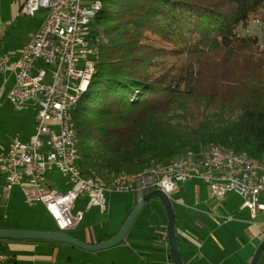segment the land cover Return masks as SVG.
I'll use <instances>...</instances> for the list:
<instances>
[{
  "label": "trees",
  "instance_id": "1",
  "mask_svg": "<svg viewBox=\"0 0 264 264\" xmlns=\"http://www.w3.org/2000/svg\"><path fill=\"white\" fill-rule=\"evenodd\" d=\"M101 3L89 34L98 59L73 109L83 176L140 173L210 144L264 162V50L241 33L252 16L264 17V0ZM230 62L232 83L262 90L230 99L199 90L203 75Z\"/></svg>",
  "mask_w": 264,
  "mask_h": 264
},
{
  "label": "built area",
  "instance_id": "2",
  "mask_svg": "<svg viewBox=\"0 0 264 264\" xmlns=\"http://www.w3.org/2000/svg\"><path fill=\"white\" fill-rule=\"evenodd\" d=\"M96 0H24L20 12L28 17L43 13V19L13 63L14 82L7 99L16 110L35 109L34 131L27 140L14 137L0 151V172L5 176L6 189L19 186L23 201L40 203L57 231L77 228L84 211L74 210L80 196H85L86 209L105 207V192L124 193L160 189L170 196L179 183L203 182L211 198L223 202L234 194L252 218L264 214V174L249 160V166L228 167L217 162L216 170L190 169L174 166L173 172L144 175V182L126 184L124 175L117 185L98 187L84 182L72 167L74 152L66 140L65 107L76 87L84 80L90 61L87 48V17ZM260 43V42H259ZM12 56L0 54V72L8 69ZM248 159V158H247ZM158 168V166H156ZM56 170L67 179L69 188L57 190L47 180ZM230 220L231 216H225ZM8 256L0 250V264Z\"/></svg>",
  "mask_w": 264,
  "mask_h": 264
},
{
  "label": "crops",
  "instance_id": "3",
  "mask_svg": "<svg viewBox=\"0 0 264 264\" xmlns=\"http://www.w3.org/2000/svg\"><path fill=\"white\" fill-rule=\"evenodd\" d=\"M23 1L0 0V54L7 53L12 56L8 69L0 72V97L6 94V99L14 82L13 63L19 50L28 42L43 19L42 12H38L34 17L22 14L20 7ZM10 24L13 25L11 29ZM7 27L9 38L4 40ZM18 112L21 113L16 115L15 123L13 117L8 126L14 123L23 127L30 114L31 126L19 130L18 133L15 130L17 128L2 127L0 123V151L8 147L16 134L21 140H27L33 134L34 111L28 109ZM6 115H2L0 110L1 118L5 119ZM51 173L53 171L49 174ZM49 174L48 182L59 190L54 181L49 180ZM15 187L17 190H14ZM67 188L69 184L60 191ZM233 195L221 203L210 197L206 183L195 181L180 183L177 189L171 192L176 242L184 264H249L256 248L264 239V214L258 213L252 218L251 213L241 206V202L231 206L229 202ZM104 196L103 210L98 207L87 210L85 196L76 199L73 208L77 201L81 200L75 210L84 211V217L77 228L65 233L88 244L110 239L136 205L139 192L119 193L108 190ZM15 197L23 200L19 186L7 190L6 179L2 174L0 205L8 210L12 205L10 201ZM8 214L0 215V227L56 230L54 223V227H48L38 220H26L13 212L11 216L15 218L8 220ZM225 216H231V219L226 220ZM3 244L6 246L4 253L8 256L3 264H174L167 240V214L163 204L156 197L145 204L125 238L116 246L88 251L70 244L47 240H7ZM256 264H264V249Z\"/></svg>",
  "mask_w": 264,
  "mask_h": 264
},
{
  "label": "bare ground",
  "instance_id": "4",
  "mask_svg": "<svg viewBox=\"0 0 264 264\" xmlns=\"http://www.w3.org/2000/svg\"><path fill=\"white\" fill-rule=\"evenodd\" d=\"M101 0H96V4H92V9L87 17V48L90 50V61L88 63L87 74L84 76V80L76 87L75 93L72 94L70 103L65 107V128H66V140L69 142L70 150L74 152V158L72 160V167L77 173V176L84 177V182H90L92 185H98V187H106V185H117L122 182V175H124V182L126 184H138L144 182V175H158L159 173L173 172L174 166L187 167L190 164V169H205L216 170L217 162L208 160H216L222 166L238 167L249 166V160L258 166V173L264 174V162L259 159L249 156L243 151H234L221 148L217 145H210L204 148L199 153H193L189 151L185 155L177 157L165 164L152 165L140 173H116L110 174L107 180H103L101 177H86L80 173L77 166V160L79 158V152L77 148V135L75 130V124L73 121V109L79 102L80 98L88 89L94 67V60L98 59V49L91 43L90 31L93 28L98 11L101 8ZM248 158V159H247ZM158 166V168L156 167Z\"/></svg>",
  "mask_w": 264,
  "mask_h": 264
},
{
  "label": "rangeland",
  "instance_id": "5",
  "mask_svg": "<svg viewBox=\"0 0 264 264\" xmlns=\"http://www.w3.org/2000/svg\"><path fill=\"white\" fill-rule=\"evenodd\" d=\"M260 13L264 14V10H262ZM12 26L13 25L10 24L9 28L11 29ZM14 26H16V25L14 24ZM8 30L9 29L7 27V34L5 35L4 40H7L9 38V34H8L9 31ZM241 33L256 37L260 42V50H264V17H262L261 15L252 16L249 19L247 26L244 29H241ZM157 42L158 43L155 45H157L158 47L164 46V44H165L164 42L160 41L159 39H157ZM233 69L234 68H233L231 62L226 63L223 67H221V66L216 67L215 71L210 69L208 74H205L201 77L202 81L200 83L199 90L203 93L205 92V93L213 94L217 98L223 97V95H224V97L227 99L233 98V97H235L239 94H242V93H246L247 91H250V88H253V87L258 89L259 91L262 90L259 85H256V84L250 83V82H234V83H232L231 80L236 75V74L234 75L235 70H233ZM254 70H255L254 67H252V68H249L248 71L251 73ZM222 78L228 79V80H230V82L223 84ZM261 83H264V80L261 81ZM256 94L259 95V93H256ZM28 109L32 110V112L34 111V114H35L34 108L31 107ZM28 109H25V110H28ZM0 110L2 112V115H3V113L7 114L6 115L7 117L5 119L0 117V123H1L2 127L7 126L9 128H13V129L17 128L15 130L19 133V130L20 131L25 130V129L29 128V126H31V117H30L31 114L29 115V117L27 119V123L23 127H18L16 124H14L16 115H20L19 113H21V112H18V110L16 111L13 104L9 100L6 99V94H4V95L2 94V96L0 97ZM13 117H14V123H12L13 126L12 125L8 126V123L10 124V122H11L10 119L12 118V120H13ZM33 128H34V125H33ZM13 134H15V132H13ZM16 135L17 136H14V137L18 138L19 135L18 134H16ZM210 145H213V144H210ZM210 145H208V146H210ZM208 146H205L204 148H206ZM204 148H202L200 151H202ZM186 153H188V152H186ZM183 155H185V154H182L180 156H183ZM180 156H177V157H180ZM177 157H175V158H177ZM175 158H173V159H175ZM155 164H162V163H155ZM155 164H153V165H155ZM125 173H127V172H125ZM0 176H2V174H0ZM107 178L106 179L102 178V179L107 180ZM49 180L54 181L55 186L59 190H62L68 186L67 179H65V177H62L57 171H53V173L49 174ZM179 184H178V186H179ZM14 190H17V188L15 187ZM151 190H153V189H151ZM140 192H142V191H140ZM146 192L143 191L142 193H146ZM168 197L170 198V196H168ZM80 202H81V200L77 201V203L75 204V206L73 208V211L79 206ZM240 202H241L240 197L233 195V197L230 199L229 204L231 206H234V205L236 206ZM10 204H12V205H11V207L8 208V210L6 208H5L6 209L5 210L0 205L1 206L0 207V215H6V213H9L8 214V220H12L13 218H15V216H11V213L13 212V214H16L17 216L22 217L26 220H29V219L30 220L31 219L32 220H38L39 223H42L45 226L54 227L51 218L46 213L42 204L37 203L34 205H28L23 200H20L19 198H16V197H15V199L10 201Z\"/></svg>",
  "mask_w": 264,
  "mask_h": 264
},
{
  "label": "water",
  "instance_id": "6",
  "mask_svg": "<svg viewBox=\"0 0 264 264\" xmlns=\"http://www.w3.org/2000/svg\"><path fill=\"white\" fill-rule=\"evenodd\" d=\"M153 197H156L163 204L167 214V240L170 254L174 264H184L178 250L175 235V215L171 199L161 190L153 189L146 193H139L136 205L131 210L121 228L108 240L97 244H88L77 240L69 234L57 230H32V229H12L0 227V240H47L61 242L77 246L88 251H98L118 245L126 236L128 230L140 213L145 204ZM264 249V239L256 248L249 264H256L260 253Z\"/></svg>",
  "mask_w": 264,
  "mask_h": 264
}]
</instances>
